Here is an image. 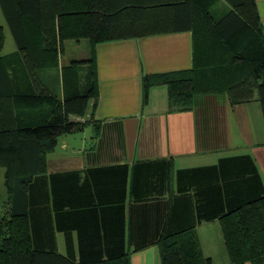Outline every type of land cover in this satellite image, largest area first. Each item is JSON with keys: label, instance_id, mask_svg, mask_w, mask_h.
<instances>
[{"label": "crops", "instance_id": "0c3cea01", "mask_svg": "<svg viewBox=\"0 0 264 264\" xmlns=\"http://www.w3.org/2000/svg\"><path fill=\"white\" fill-rule=\"evenodd\" d=\"M256 2L264 27V0ZM212 9L220 17L231 5L217 0ZM0 26L3 53L15 51L16 44L4 51L12 33L1 5ZM96 52L99 97L89 104V118L59 137L46 171L28 187L36 246H56L77 263L83 255H127L128 264H163L156 241L191 229L184 234L198 235L211 264H231L218 215L260 188L250 161L237 156L253 158L264 185L260 102L232 104L226 93H214L189 109H171L166 84L151 86L145 100V75L193 67L192 31L103 41ZM90 55L88 39H68L53 70ZM11 206L8 192L0 217Z\"/></svg>", "mask_w": 264, "mask_h": 264}, {"label": "trees", "instance_id": "16d2710c", "mask_svg": "<svg viewBox=\"0 0 264 264\" xmlns=\"http://www.w3.org/2000/svg\"><path fill=\"white\" fill-rule=\"evenodd\" d=\"M216 1L0 0L17 45L0 54V166L12 202L9 215L0 217V264H128L127 255H83L77 263L56 246L40 249L28 223L33 178L46 171L59 137L84 127L77 117L98 100V43L192 31L193 67L145 75V100L151 86L166 84L171 109H189L204 94L226 93L232 104L258 100L264 113V27L257 2L226 0L231 9L219 17L212 9ZM82 38L90 41L89 59L53 70L65 41ZM4 44L0 26V50ZM239 157L250 161L259 191L218 216L230 263L264 264V185L253 158ZM189 230L156 241L163 264H211L198 235L184 234Z\"/></svg>", "mask_w": 264, "mask_h": 264}, {"label": "rangeland", "instance_id": "374dc122", "mask_svg": "<svg viewBox=\"0 0 264 264\" xmlns=\"http://www.w3.org/2000/svg\"><path fill=\"white\" fill-rule=\"evenodd\" d=\"M87 42V40H84ZM15 40L13 35H11L10 33H8V38L6 41V45H5V50L4 51H10L13 50L14 45H15ZM75 41L74 40H70L69 42V46H68V52L70 54H74L76 53V48H75ZM4 48V46H3ZM3 48L0 50V54L6 55L8 53H3ZM5 167H0V203H5L7 201V197H8V191H7V187L5 185Z\"/></svg>", "mask_w": 264, "mask_h": 264}, {"label": "built area", "instance_id": "2783aa9c", "mask_svg": "<svg viewBox=\"0 0 264 264\" xmlns=\"http://www.w3.org/2000/svg\"><path fill=\"white\" fill-rule=\"evenodd\" d=\"M88 118H89V116H79V117H77V119L81 120V121H85Z\"/></svg>", "mask_w": 264, "mask_h": 264}]
</instances>
